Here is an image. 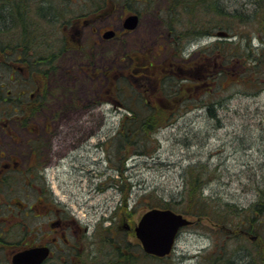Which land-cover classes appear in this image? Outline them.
<instances>
[{"label": "rangeland", "instance_id": "obj_1", "mask_svg": "<svg viewBox=\"0 0 264 264\" xmlns=\"http://www.w3.org/2000/svg\"><path fill=\"white\" fill-rule=\"evenodd\" d=\"M91 1L95 7L104 3L108 11L100 26L111 25L121 30L127 14L123 9L114 10L112 0ZM162 1L155 5L137 2L141 16L138 27L131 33H121L120 38L103 41L102 46L96 45L99 40L96 29L87 26L83 33L76 34L77 42L92 46V52L84 55L78 49L70 50V57L62 58L64 63L56 72L55 82L61 83L65 102H62L59 124L45 149L47 155L40 171L61 206L86 228L83 234L86 248L80 254L87 264L92 260L101 263L114 260L117 255L104 237L106 228L117 230L121 217H126L133 226L141 214L153 206L170 207L194 222L180 230L174 249L163 258L144 257L141 245L138 250L135 248L138 240L134 231L119 230L120 240L137 251L140 258L137 264H264V223L250 215L244 224L229 223L231 228L246 229L234 233L211 218L186 213L188 207L186 209L183 199L188 171L199 170L204 181L202 195L210 198L212 206L220 211L214 216L237 221L244 211L252 214L250 208L264 187V55H260L264 40L258 24H240L243 33L238 32V35L225 29L228 41L233 40L225 46L227 53H232L236 45L244 51L251 46L253 51L247 60L253 63L256 55L260 56L261 61L256 66L234 65L226 55L214 59L212 43L217 36H197L182 41V54L177 59L193 61L188 65L194 67L192 71L181 74L200 77L199 86L192 88L194 96L198 97L197 103L187 102L173 121L158 125L147 138L145 153L139 152V144L117 148L116 136L122 129L121 118L127 110L125 103L130 101L135 105L138 98L146 96L158 105L175 104L170 103L166 94L153 95L156 87L146 77L135 72L136 79L132 74L135 67L148 64L144 61L149 57L160 62L170 55L164 44L167 36L163 32ZM82 2L74 0L71 13L82 12L78 11ZM225 4L228 8L241 4L252 7L250 0H230ZM40 25L43 31L50 33L63 29L55 27L50 20L42 19ZM1 35L14 39L12 34ZM30 45L32 52L33 44ZM120 45L123 47L118 49ZM150 50L153 54L148 55ZM117 51L119 54L112 56ZM129 52H134L132 57L122 62V56ZM76 60L87 61L88 74L74 73L71 66ZM247 68H254L253 73H246ZM221 69L229 77L220 79L218 84L205 80L206 74H218ZM120 73L125 76L124 80L120 79L122 84L127 85L118 97L114 80ZM239 74L246 75L244 80L237 81ZM250 76L258 81L247 79ZM46 123L47 118L39 123L40 128L44 129ZM236 212H239L237 217L232 215ZM246 252L252 262L242 259ZM2 254L10 258L11 251Z\"/></svg>", "mask_w": 264, "mask_h": 264}, {"label": "flooded vegetation", "instance_id": "obj_2", "mask_svg": "<svg viewBox=\"0 0 264 264\" xmlns=\"http://www.w3.org/2000/svg\"><path fill=\"white\" fill-rule=\"evenodd\" d=\"M73 1L40 0L43 5L53 6L50 22L63 29L52 34L41 29L36 36L39 39L33 41L32 52L28 51L31 56L24 57L23 47L14 46L7 49L6 61H0V225L7 239L17 238L16 246L7 249L11 255L22 249L48 246L49 254L40 264H78V254L86 248V228L61 206L40 171L65 102L61 83L55 82L56 72L64 63L62 58L72 54L70 50L91 54L92 46L77 42L76 34L83 33L85 27L96 29V45L101 46L103 41L115 40L121 33L136 29L126 28L124 22L121 30L111 25L100 26L108 12L104 3L95 7L92 1L83 0L78 7L82 12L76 14L71 13ZM111 29L115 32L106 37L105 32ZM50 54L54 56L50 58ZM87 67L84 60H76L71 66L74 73L88 74ZM139 70L140 66L138 73ZM46 118L44 129L40 128L39 123Z\"/></svg>", "mask_w": 264, "mask_h": 264}, {"label": "trees", "instance_id": "obj_3", "mask_svg": "<svg viewBox=\"0 0 264 264\" xmlns=\"http://www.w3.org/2000/svg\"><path fill=\"white\" fill-rule=\"evenodd\" d=\"M139 1H144L147 4H151L153 2L155 5L159 0H112L115 6L114 10L116 7H118V9H123V12L133 10L140 13L137 4ZM229 1L230 0L162 1L160 9L162 12V18L165 21L163 32L165 31L164 34L167 36V41L164 44L166 45V49H169L170 55L169 57H166L165 60L160 62H155L152 57H149L144 61L148 64L140 66L141 70L139 71L141 72L139 74L142 77H146L147 80L154 84L156 87L154 91L150 90L151 88H149L153 95L160 96L166 94L170 100V103L175 104L174 106H167V104H164L165 106L158 105L157 103L151 101L150 98H146V96L138 98L135 105L130 101L124 104L119 99H116V102L124 104L127 109L121 118L120 126L122 129H119V133L116 136L118 150L123 147L126 148L128 144L131 146L139 144V152L145 153L148 150L147 138L151 132L155 131L158 125L173 121L175 119L173 117H176L178 114L182 113L181 111L183 109L181 110V106L187 104L189 101H196V98H198L194 96L192 88L194 85L199 86L198 82L200 77L191 75L188 76V73L181 74V72H185L187 70L192 71L194 68L191 67V65L188 66L189 64H193V61H191L192 59L189 61L185 59V61L180 62L177 59V57L182 54L180 46L182 41H184L186 38L190 39L191 37L194 38L197 36H217V32L215 33L216 29L217 31L228 29L231 30L232 35H238V32L243 33L240 28V24H248L249 22H255L258 24V26H260L264 40V0H250L252 7H246L241 4L235 5L232 8H228L225 4L229 3ZM52 16L53 6H48L47 4L43 5L40 0H0V58L3 59L1 62L6 61L7 49L13 48L14 46L23 47L21 52L23 53L22 55L24 57L31 56L28 53L31 48L30 43L34 44L33 41L35 39H39L36 38V36L40 33L42 28L40 25L42 19L45 21H52V19H50ZM1 34L7 36L12 34L14 39H7L6 37H2ZM228 37L229 36H217V40L213 41L212 51L214 59H217L219 56L222 57L226 55L227 57L231 58L232 64L238 66L246 65L248 67V63H251V61H248L247 58L251 56L253 48L251 46H249L250 49L246 48L249 51L248 52L247 50H239V46L236 45L235 50H232V53H227V50H225L226 44L233 43V40L229 39L228 41ZM262 43L264 44V42ZM134 52L136 53L137 50ZM134 52H129L125 56H122L121 61L123 62V60L131 58ZM148 52V55L153 54L151 50L149 53ZM118 54L119 52L117 51V53H114L112 56H117ZM156 54H158V51ZM261 54L264 55V47L261 48L260 55ZM255 55L256 54L252 56ZM53 56V54L49 55L50 58ZM253 58L254 57H251L250 59ZM259 58L260 56L257 57L256 55L255 59H253L255 62L251 64L256 66V64L261 61ZM214 65L213 68H215ZM137 68L138 67H135L132 71V74H134V78L136 79L138 78L135 76ZM253 69L254 68H247L246 73H253ZM245 76L246 75L244 74H239L237 81L239 79L244 80ZM226 77H229L228 74L224 73L223 69H221L218 74L213 72L211 74L210 72L206 74L204 78L205 80H212L214 82L217 81L215 84H218L220 79H224ZM120 79L122 78L116 77L114 80L118 97L122 95L120 93L123 92V89L125 90V85H127L126 83L122 84ZM247 79L252 80V82L258 81L257 78H252L251 76L247 77ZM208 92L209 94H212V92ZM133 94H135V92ZM198 171L199 170L188 171L186 187L184 190L185 197L183 198L186 200V209L188 207L186 213L196 216L197 218H211L216 223L221 224L222 227H228L231 229V232L233 231L234 233L237 232L238 229H246L242 227L231 228V226H228L230 225L229 223L236 222V225L244 224L246 221H248L250 215L251 218L258 219V222L264 223V187L260 189L258 199L250 208L252 214L243 210L244 215L241 214L240 219H237V221L234 220L235 218L230 220L227 219V217H223L222 215L220 217H216L217 213L220 211L218 212L216 207L212 206L213 204L209 202L210 198L204 197L202 195L204 181L202 180L203 175ZM230 211L234 212L235 210L233 211L230 209ZM238 213L239 212H236L232 215L237 217ZM214 214L216 215L214 216ZM106 231L107 233L104 235V237L108 239V246H110L109 248H111L112 252L116 253L117 256L114 257V260L112 259L109 262L108 260H104L101 263L99 260H92L91 264H137L138 259H140L137 251L129 248V245L126 242L120 240L122 235L119 234V229H115V231H113L112 227H109L106 228ZM246 232L249 231L247 230ZM8 242H11V245ZM16 243L17 238L11 239V241H9V238L7 239L5 235L4 228L0 225V264H10L8 256H4L2 252H6L10 246H14ZM138 247H140V245L135 243V248H137V250ZM139 251L141 255V249H139ZM144 257H147V255ZM242 257V259L246 260L247 262H252V257L248 252L243 253ZM78 258L80 260V262L78 260V264H87L83 255H78Z\"/></svg>", "mask_w": 264, "mask_h": 264}, {"label": "water", "instance_id": "obj_4", "mask_svg": "<svg viewBox=\"0 0 264 264\" xmlns=\"http://www.w3.org/2000/svg\"><path fill=\"white\" fill-rule=\"evenodd\" d=\"M138 14L125 18V26L134 28L138 24ZM114 33L110 30L105 36ZM227 31L220 30L218 35L226 36ZM192 223V220L171 208L153 207L145 211L135 225V232L147 253L164 256L168 254L175 243L176 235L182 226ZM128 228V224L125 225ZM48 247H33L20 250L13 255V264H40L48 255Z\"/></svg>", "mask_w": 264, "mask_h": 264}]
</instances>
